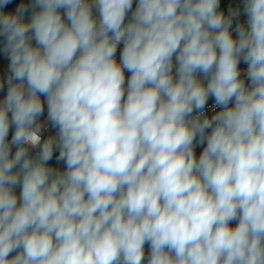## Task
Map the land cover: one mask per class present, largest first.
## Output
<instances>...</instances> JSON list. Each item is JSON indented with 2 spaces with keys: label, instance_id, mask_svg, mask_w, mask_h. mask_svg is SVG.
<instances>
[{
  "label": "clouds",
  "instance_id": "obj_1",
  "mask_svg": "<svg viewBox=\"0 0 264 264\" xmlns=\"http://www.w3.org/2000/svg\"><path fill=\"white\" fill-rule=\"evenodd\" d=\"M0 55V264H264V0H0Z\"/></svg>",
  "mask_w": 264,
  "mask_h": 264
},
{
  "label": "built area",
  "instance_id": "obj_2",
  "mask_svg": "<svg viewBox=\"0 0 264 264\" xmlns=\"http://www.w3.org/2000/svg\"><path fill=\"white\" fill-rule=\"evenodd\" d=\"M237 3H240L241 4V7H242V0H236ZM243 20H246V17H242ZM122 47V46H121ZM117 55L119 56V51L117 53ZM6 64H7V61L6 59L0 55V69H4L6 70ZM243 67H246V65H242ZM147 247V246H146Z\"/></svg>",
  "mask_w": 264,
  "mask_h": 264
},
{
  "label": "trees",
  "instance_id": "obj_3",
  "mask_svg": "<svg viewBox=\"0 0 264 264\" xmlns=\"http://www.w3.org/2000/svg\"><path fill=\"white\" fill-rule=\"evenodd\" d=\"M14 2H15V0H14ZM134 6H135V0H134ZM9 7H12V5H9ZM3 95V93H0V96H2Z\"/></svg>",
  "mask_w": 264,
  "mask_h": 264
},
{
  "label": "flooded vegetation",
  "instance_id": "obj_4",
  "mask_svg": "<svg viewBox=\"0 0 264 264\" xmlns=\"http://www.w3.org/2000/svg\"><path fill=\"white\" fill-rule=\"evenodd\" d=\"M200 149L197 150V152L199 153Z\"/></svg>",
  "mask_w": 264,
  "mask_h": 264
},
{
  "label": "water",
  "instance_id": "obj_5",
  "mask_svg": "<svg viewBox=\"0 0 264 264\" xmlns=\"http://www.w3.org/2000/svg\"><path fill=\"white\" fill-rule=\"evenodd\" d=\"M17 192H19V190L17 189Z\"/></svg>",
  "mask_w": 264,
  "mask_h": 264
}]
</instances>
